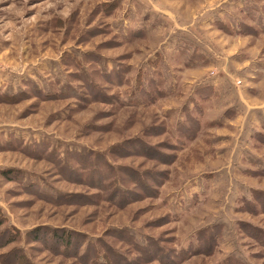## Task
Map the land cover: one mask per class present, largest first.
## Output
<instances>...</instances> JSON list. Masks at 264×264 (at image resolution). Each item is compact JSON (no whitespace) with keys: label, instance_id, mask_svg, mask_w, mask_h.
I'll list each match as a JSON object with an SVG mask.
<instances>
[{"label":"rangeland","instance_id":"obj_1","mask_svg":"<svg viewBox=\"0 0 264 264\" xmlns=\"http://www.w3.org/2000/svg\"><path fill=\"white\" fill-rule=\"evenodd\" d=\"M0 264H264V0H0Z\"/></svg>","mask_w":264,"mask_h":264}]
</instances>
